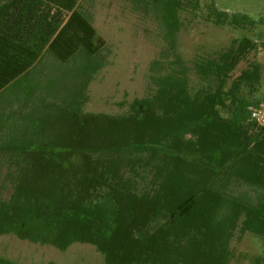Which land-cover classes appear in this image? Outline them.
<instances>
[{"label":"trees","instance_id":"obj_1","mask_svg":"<svg viewBox=\"0 0 264 264\" xmlns=\"http://www.w3.org/2000/svg\"><path fill=\"white\" fill-rule=\"evenodd\" d=\"M79 1L0 2V95L44 53L60 63L83 60L73 73V114L46 118L30 136L22 117L21 130L10 127L0 144V153L22 162L12 195L0 200V236L58 250L92 245L105 264H228L237 228L264 240V125L240 95L243 86L255 90L259 66L241 71L224 90L255 43L243 38L217 59L196 63L205 88H189L187 68L175 55V67L155 79L153 95L133 100L128 114H82L81 86L100 68L104 42L77 10ZM131 1L154 14L172 49L180 12L186 3L197 6L196 0ZM215 18L228 19L217 11ZM229 24L254 22L232 15ZM3 109L0 133L10 121ZM51 121L59 131L45 136L41 128H52ZM235 182L253 189L256 199L232 194ZM0 264L15 263L0 257Z\"/></svg>","mask_w":264,"mask_h":264},{"label":"rangeland","instance_id":"obj_2","mask_svg":"<svg viewBox=\"0 0 264 264\" xmlns=\"http://www.w3.org/2000/svg\"><path fill=\"white\" fill-rule=\"evenodd\" d=\"M196 1L197 6L186 3L180 12L181 29L172 49L154 14L137 8L131 0H80L77 10L88 18L104 42L98 54L100 68L91 76L84 90L81 86V93L86 97L81 113L128 114L133 100L153 95L155 79L175 67L170 65L176 61L175 55L187 68L189 88L192 91L205 88L207 83L195 72L194 65L203 60L217 59L235 42L247 38L255 43V50L249 51L238 63L224 90L241 71L258 65L259 81L255 90L250 93L243 86L240 95L251 102L249 113L260 111L255 119L263 127L264 0ZM216 11L228 17L224 24L215 23ZM232 15H246L254 24H245L243 28L233 26L229 24ZM82 61L80 56H76L68 63H60L44 53L28 76L7 86L0 95V107H4L2 111L10 121L0 133V144L8 134H12V130H8L10 127L21 130L25 124L22 117L27 118L25 130L30 136L33 134L31 127L46 124V118H58L61 112L72 111L73 114V73L77 72ZM80 83L77 81L74 88L80 90ZM219 114L223 118L229 117L223 109H219ZM53 123L49 124L52 128H41L44 135L59 131L58 124ZM20 166L22 162L18 165L8 153H0V200H8L12 195ZM229 190L236 196L244 193L252 200L257 196L253 189L241 183H232ZM229 251L228 264H264V240L250 233L241 235L238 228L230 241ZM0 257L15 264H105L103 256L92 245L72 244L65 250H58L49 245L21 241L13 235L0 236Z\"/></svg>","mask_w":264,"mask_h":264},{"label":"built area","instance_id":"obj_3","mask_svg":"<svg viewBox=\"0 0 264 264\" xmlns=\"http://www.w3.org/2000/svg\"><path fill=\"white\" fill-rule=\"evenodd\" d=\"M261 107H263V106H261ZM257 113H260V111L259 112H258V110L253 111L252 116L253 117H256L257 116Z\"/></svg>","mask_w":264,"mask_h":264}]
</instances>
